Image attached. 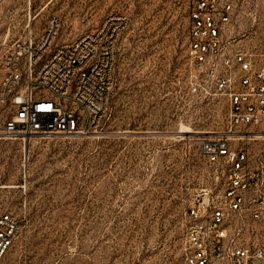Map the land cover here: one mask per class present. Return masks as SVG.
Masks as SVG:
<instances>
[{"label": "rangeland", "instance_id": "374dc122", "mask_svg": "<svg viewBox=\"0 0 264 264\" xmlns=\"http://www.w3.org/2000/svg\"><path fill=\"white\" fill-rule=\"evenodd\" d=\"M231 1L234 19L223 34L235 41L228 51L260 52L264 0ZM188 11L189 0L0 1L10 40L30 29L39 38L56 17L54 47L108 16L129 19L98 133L7 138L0 112V216L28 219L0 264H183L193 195L221 186L196 142L201 132L226 130L229 116V101L212 80L203 83L207 90L191 91Z\"/></svg>", "mask_w": 264, "mask_h": 264}, {"label": "built area", "instance_id": "2783aa9c", "mask_svg": "<svg viewBox=\"0 0 264 264\" xmlns=\"http://www.w3.org/2000/svg\"><path fill=\"white\" fill-rule=\"evenodd\" d=\"M234 14L231 0H189L191 91L207 90L203 83L212 80L229 101V116L226 130L196 142L221 186L193 195L183 264H264V41L260 52H229L235 38L223 31ZM128 20L108 16L92 32L55 47L56 17L39 38L30 29L25 39L10 40L0 25L2 135L26 141L98 133L115 88L116 43ZM27 222V216H0V263Z\"/></svg>", "mask_w": 264, "mask_h": 264}, {"label": "bare ground", "instance_id": "6f19581e", "mask_svg": "<svg viewBox=\"0 0 264 264\" xmlns=\"http://www.w3.org/2000/svg\"><path fill=\"white\" fill-rule=\"evenodd\" d=\"M209 133H215L213 131H207V132H201V134H209ZM2 134V133H1ZM79 136V135H78ZM0 138H4V137H0ZM8 138V137H7Z\"/></svg>", "mask_w": 264, "mask_h": 264}, {"label": "water", "instance_id": "95a60500", "mask_svg": "<svg viewBox=\"0 0 264 264\" xmlns=\"http://www.w3.org/2000/svg\"><path fill=\"white\" fill-rule=\"evenodd\" d=\"M29 138H30V137H27V138H26V142H28V141H29Z\"/></svg>", "mask_w": 264, "mask_h": 264}]
</instances>
